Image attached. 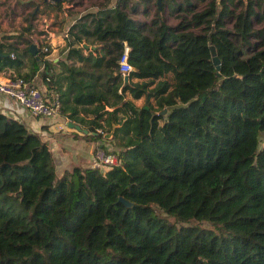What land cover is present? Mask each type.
<instances>
[{
  "label": "trees",
  "instance_id": "trees-1",
  "mask_svg": "<svg viewBox=\"0 0 264 264\" xmlns=\"http://www.w3.org/2000/svg\"><path fill=\"white\" fill-rule=\"evenodd\" d=\"M109 1L69 25L56 62L49 41L42 64L22 31L0 41V72L118 149L107 170L58 175L42 135L0 109V264H264V0H179L173 25Z\"/></svg>",
  "mask_w": 264,
  "mask_h": 264
},
{
  "label": "rangeland",
  "instance_id": "rangeland-1",
  "mask_svg": "<svg viewBox=\"0 0 264 264\" xmlns=\"http://www.w3.org/2000/svg\"><path fill=\"white\" fill-rule=\"evenodd\" d=\"M114 1L116 0H113V2L110 0L108 4L111 5ZM135 1H137V3L131 6ZM178 1L179 0H173L170 2L169 0H160L159 7V5L157 6L156 0H147L145 2L133 0L127 4L125 9L131 17L146 23H149L151 18L156 14L166 24L173 25L178 21L177 17L179 15L188 13L187 10L183 8H172ZM104 3L105 0H64L61 6L56 9L54 4H45L43 0H0V19L3 20L7 18V23L10 22L13 27L18 24L20 27V29H17L18 32L21 30L24 33L23 36L25 35L24 37H26L25 39H28L30 43L49 41V34L51 31H54L60 41L64 40L62 44H65L64 33L69 25L78 18V12H81L80 15L89 12V7H96L97 10L99 6ZM204 4L205 1H197V8L202 7ZM24 10L25 12H23ZM228 24L230 25V23ZM254 26H259V23H254ZM27 28H29L27 30L28 32L32 30L31 34L25 31ZM199 30L200 28L198 27H194L193 29L195 32ZM246 40L251 42L253 38L249 37L246 38ZM64 44L61 48H57L50 56L58 55L60 59L63 58L67 52V48H65V50L63 49ZM52 48L53 47H51L50 52ZM127 97H130V95L127 94ZM134 102L140 107L145 105L143 97L134 99ZM106 132L108 131H104V133ZM103 145L104 148H108L109 150H118L113 143L105 141ZM260 145H264V130L260 133Z\"/></svg>",
  "mask_w": 264,
  "mask_h": 264
},
{
  "label": "crops",
  "instance_id": "crops-1",
  "mask_svg": "<svg viewBox=\"0 0 264 264\" xmlns=\"http://www.w3.org/2000/svg\"><path fill=\"white\" fill-rule=\"evenodd\" d=\"M53 1L55 0H43V3L50 5L53 4ZM111 2H113V0H111ZM89 10L95 11L96 7H89ZM23 12H25V10ZM80 13L81 12H78V17ZM17 29H20L18 24L13 27L10 22L7 23V18L3 20L0 19V41L13 40L11 37L4 38V36L7 34H17L21 31L19 30L18 32ZM49 37V44L53 48L46 57L56 62L60 57H58V55L51 57L50 55H52L57 48L59 49L63 46L64 43L62 44V42H64V40L60 41L54 31L50 32ZM19 47L23 48L24 43H20ZM12 74H15L13 69H4L0 72V78ZM0 109L25 123L29 129L39 132L42 135L52 152L55 169L58 172L56 173L58 175H61L65 170H69L77 164H85L88 166L89 158L92 151L96 148L97 143H103V141L98 140L93 142L84 138L82 136L84 128L76 122L73 123V121H70L67 117L61 116L59 113L53 117L33 116L15 99L1 92ZM70 122L78 124L80 129L76 128L74 125H70Z\"/></svg>",
  "mask_w": 264,
  "mask_h": 264
},
{
  "label": "built area",
  "instance_id": "built-area-1",
  "mask_svg": "<svg viewBox=\"0 0 264 264\" xmlns=\"http://www.w3.org/2000/svg\"><path fill=\"white\" fill-rule=\"evenodd\" d=\"M132 66L128 62V47H124L119 60V70L123 76L131 71ZM0 92L15 99L21 106L25 107L33 116L53 117L58 114L60 101L57 95L48 99L45 97L44 89L31 85L23 77L16 74L0 78ZM102 132L101 129H97ZM118 164L116 151H106L103 147L97 146L91 153L88 166L101 171Z\"/></svg>",
  "mask_w": 264,
  "mask_h": 264
},
{
  "label": "water",
  "instance_id": "water-1",
  "mask_svg": "<svg viewBox=\"0 0 264 264\" xmlns=\"http://www.w3.org/2000/svg\"><path fill=\"white\" fill-rule=\"evenodd\" d=\"M55 1H57V0H55ZM244 1H245V8H246V0H244ZM157 2L159 3V7H160V0H157ZM216 2H217V11H219L220 0H216ZM28 49H29V52L32 55H34V57L37 59L38 63L42 64V60L38 56V52H37L38 49H37L36 43L31 42L29 44ZM210 52H211V57H212L213 63L215 64L216 68H219V58L216 55V50H215V47H214L213 44L210 45ZM0 55H1V52H0ZM124 80H126V81L128 80V75L124 76ZM145 107H147V105H145ZM165 110L166 109L164 108L162 112H164ZM73 123L70 122L69 124L70 125H74L76 128L80 129V126L78 124H73ZM115 125L116 124H113L111 129L108 132L104 133V137L105 138H109V137L112 136L114 128H115ZM83 131L85 132L86 130L84 129ZM119 200L122 201L126 206H131L132 205V203L129 200L124 199L122 196L119 197Z\"/></svg>",
  "mask_w": 264,
  "mask_h": 264
}]
</instances>
